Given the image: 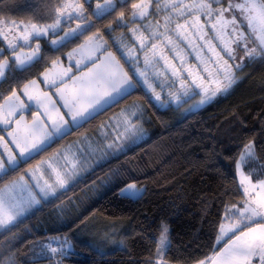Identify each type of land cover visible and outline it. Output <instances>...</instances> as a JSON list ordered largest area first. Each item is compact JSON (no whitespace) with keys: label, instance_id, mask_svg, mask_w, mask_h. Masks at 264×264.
Wrapping results in <instances>:
<instances>
[{"label":"snow or ice","instance_id":"6c2138e0","mask_svg":"<svg viewBox=\"0 0 264 264\" xmlns=\"http://www.w3.org/2000/svg\"><path fill=\"white\" fill-rule=\"evenodd\" d=\"M0 38V264H66L78 249L125 264H264V109L258 127L241 120L197 157L223 181L209 252L175 254L163 215L138 233L139 253L115 231L107 251L76 241L66 219L85 181L84 195L144 201L137 166L120 158L151 139L154 119L182 125L264 69V0H0Z\"/></svg>","mask_w":264,"mask_h":264},{"label":"trees","instance_id":"16d2710c","mask_svg":"<svg viewBox=\"0 0 264 264\" xmlns=\"http://www.w3.org/2000/svg\"><path fill=\"white\" fill-rule=\"evenodd\" d=\"M14 2L22 3L23 0ZM262 77L264 69H258L240 84L232 95L221 99L207 110H202L199 115L182 125L165 130L154 119L151 139L134 149L127 157L120 158L121 162L131 159L137 166L140 182L148 188L144 201L122 202L115 190L84 198L82 195L88 183L85 181L67 193V196L83 198H80L77 207L72 208L67 217L68 220H74L70 225L72 228L70 235L76 241L89 242L90 239L98 243L103 242L107 251L114 246L104 241V236L90 238L88 229L97 223L104 227L115 225L116 232L123 229L119 238L127 236L133 251L139 253L144 242L140 240L138 233L143 231L147 235L155 227L152 225V228H149L153 218L158 222L163 215L170 223L175 254L209 252V248L205 247L209 244V221L214 219L213 214L217 208L222 211V205L215 200V195L223 181L213 169L198 167L197 157L205 155L204 144L212 146L213 142L208 139L209 136L230 143V137L233 135L230 129L239 125L241 120L249 127L253 125L258 127V114L264 109ZM170 118L171 114L165 117L166 120ZM73 138L75 137H69ZM115 163L114 161L113 164ZM61 200L66 202V197H61ZM48 211L50 209H46L45 213L38 214L26 223L34 226L37 220L47 217ZM39 231L41 238L48 234L44 233L43 226ZM62 231L68 229L64 228ZM214 238L213 235V241ZM36 239L37 236L29 235L27 240L22 242L24 245L22 250L27 251L28 242ZM116 239L118 240V235ZM77 251L80 254L72 257L66 264H75L76 261L84 264L93 258L97 260V264H125L128 259L127 255L120 252H108L101 260L98 256H90L87 249Z\"/></svg>","mask_w":264,"mask_h":264},{"label":"rangeland","instance_id":"374dc122","mask_svg":"<svg viewBox=\"0 0 264 264\" xmlns=\"http://www.w3.org/2000/svg\"><path fill=\"white\" fill-rule=\"evenodd\" d=\"M74 139V138H73ZM86 192V191H85ZM93 194H91L90 192L87 194V195H82L84 198H90L91 196H92ZM82 198V197H81ZM83 199V198H82ZM81 199V200H82ZM80 201V199L76 202V205L73 207V208H75V207H77V205H78V202ZM71 210V209H70ZM69 213H70V211H69ZM69 213H68V215H69ZM68 217V216H67ZM67 217H66V219H67ZM114 226V227H113ZM116 226L115 225H108V226H106V227H104L103 225L101 226V225H99V223H97L96 225H94V227L92 226L90 229H88V236L90 237V238H100V237H102V236H105V234L106 233H108V232H112V231H115L116 232ZM123 232V229L122 230H117V233H118V240L120 239L119 238V236H120V234ZM88 240V239H87ZM89 242H92L90 239L88 240ZM107 243H109V245L111 244L110 242H108L107 241ZM41 264H47V262L46 261H44L43 263H41Z\"/></svg>","mask_w":264,"mask_h":264},{"label":"flooded vegetation","instance_id":"af4514ba","mask_svg":"<svg viewBox=\"0 0 264 264\" xmlns=\"http://www.w3.org/2000/svg\"><path fill=\"white\" fill-rule=\"evenodd\" d=\"M3 41L2 38H0V47H3ZM36 73V70L33 69L32 70V74L34 75ZM25 75H27V73H25ZM5 88H7V85H0V91H3ZM30 115V114H29ZM6 134V133H5Z\"/></svg>","mask_w":264,"mask_h":264}]
</instances>
